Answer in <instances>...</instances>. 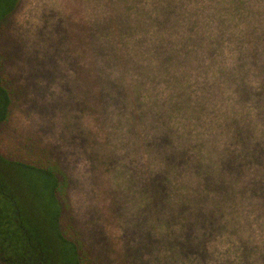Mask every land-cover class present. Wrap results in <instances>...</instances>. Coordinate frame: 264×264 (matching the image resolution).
<instances>
[{
  "label": "trees",
  "instance_id": "16d2710c",
  "mask_svg": "<svg viewBox=\"0 0 264 264\" xmlns=\"http://www.w3.org/2000/svg\"><path fill=\"white\" fill-rule=\"evenodd\" d=\"M20 1L0 0V30ZM91 8L92 44L104 46L110 71L121 68L123 87L138 93L139 120L151 124L155 112L174 121L152 153L146 139L142 158L151 154L157 164L156 202L171 195L177 207L181 253L200 264H264V222L242 217L251 215L238 187L243 138L231 118L239 94L236 38L248 42L254 30L264 31V0H91ZM12 105L0 71V129ZM70 186L58 163L0 150V264H96L68 221Z\"/></svg>",
  "mask_w": 264,
  "mask_h": 264
},
{
  "label": "rangeland",
  "instance_id": "374dc122",
  "mask_svg": "<svg viewBox=\"0 0 264 264\" xmlns=\"http://www.w3.org/2000/svg\"><path fill=\"white\" fill-rule=\"evenodd\" d=\"M91 26V0H21L3 21L0 71L13 105L0 129V150L61 165L71 180L68 221L96 264H200L181 253L177 207L171 195L156 202L157 164L151 154L142 158L146 139L156 148L174 121L155 112L157 126L139 120L138 93L123 87L121 68L110 71L104 46L92 44ZM234 55L239 94L231 118L245 157L238 187L251 211L242 217L264 222V31L254 30L248 42L237 37Z\"/></svg>",
  "mask_w": 264,
  "mask_h": 264
}]
</instances>
